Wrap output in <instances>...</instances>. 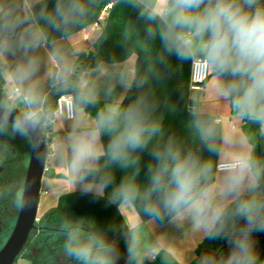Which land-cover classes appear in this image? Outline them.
Returning a JSON list of instances; mask_svg holds the SVG:
<instances>
[{"label": "clouds", "instance_id": "1", "mask_svg": "<svg viewBox=\"0 0 264 264\" xmlns=\"http://www.w3.org/2000/svg\"><path fill=\"white\" fill-rule=\"evenodd\" d=\"M126 3L148 25L147 37L159 40L160 52L143 74L131 61L104 68L111 77L105 96L116 85L148 91L127 105L107 102L93 116L87 109L99 102L100 86L77 69L52 33L71 34L92 14L95 0H0V74L12 85L0 97V166L12 156L5 137L30 138L32 150L47 146L67 162L82 196L106 206L138 205L150 221L187 225L227 245L226 254L208 255L199 264H264L257 240L264 235V144L245 135H219L196 108L190 127L199 147L185 148L174 135L165 139L164 120L155 115L164 102L151 90L170 74V57L195 62L211 74L216 96L228 102L235 118L264 131V0ZM45 47L53 69L49 85L66 94L55 109L46 104L38 76ZM64 117L72 119L71 130L53 142L48 129ZM142 153L149 157L142 166L144 182L133 173L117 183L116 168L139 170ZM8 191L21 201L22 191ZM141 223L128 226L123 237L126 264H145L157 254L156 245L143 243ZM61 231L65 262L119 264L118 247L103 234L84 236L67 224Z\"/></svg>", "mask_w": 264, "mask_h": 264}, {"label": "trees", "instance_id": "2", "mask_svg": "<svg viewBox=\"0 0 264 264\" xmlns=\"http://www.w3.org/2000/svg\"><path fill=\"white\" fill-rule=\"evenodd\" d=\"M113 2L104 21L99 19L103 7ZM51 6V4H50ZM98 23L101 33L94 43V47L78 53L75 66L82 72L89 67L95 66L101 61L119 62L124 61L133 54L136 55V68L143 74L148 72L153 67L156 56L160 52L159 40L149 39L146 35L148 25L140 18L137 12L131 9L126 0H95L92 14L89 15L83 24L72 31H78L82 27ZM70 35V34H69ZM56 39L61 38L60 34L52 33ZM66 37V36H65ZM171 72L166 79L159 83L153 84L152 91L158 100L164 102L163 106L155 113L156 116L162 117L164 120V138L169 135H174L185 148L199 147L198 141L192 133L190 127V111L193 108L199 109L203 118L210 122L221 136L222 124L214 113L203 111L201 107V99L193 98L190 94V77L192 62H181L175 57L169 58ZM211 75V74H210ZM6 83L3 74H0V85ZM148 89L137 90L132 88L127 90L121 104L127 105L133 102L136 97ZM57 91L51 88L46 96V104L56 107ZM105 102H99L87 110L93 116L99 111ZM234 113V112H233ZM243 122L245 135L254 140H258L264 144V131L260 130L256 125L248 121ZM50 140H53L55 131L53 125L49 128ZM103 142L106 145L108 137L104 136ZM48 149V153H49ZM201 155L207 157L209 154L200 148ZM149 162V157L146 153L140 155L139 170L128 168H116L114 178L116 182H120L127 175L135 173L137 180L140 183L144 182V174L142 166ZM101 165L105 163L102 158ZM108 191H111L109 189ZM139 213L142 223L148 220L144 217L138 205H134ZM76 219H81L89 223L92 227L99 230L107 238H112L115 241L123 240L124 235L128 231V223L125 220L120 206H106L103 200L94 202L88 196H82L79 190H74L61 194L56 205L52 206L47 212L36 221V228L31 232L26 244V248L30 250L35 244V249L30 250L31 264H58L57 255L52 258L47 243L42 241L40 230L46 229L49 226H61L67 224L72 227ZM38 232V233H37ZM63 242V232L51 243L50 247L61 248ZM209 240L204 239L197 247V253L206 245ZM157 264H184L178 261L175 256L167 249L163 248L157 256Z\"/></svg>", "mask_w": 264, "mask_h": 264}, {"label": "crops", "instance_id": "3", "mask_svg": "<svg viewBox=\"0 0 264 264\" xmlns=\"http://www.w3.org/2000/svg\"><path fill=\"white\" fill-rule=\"evenodd\" d=\"M94 31H99V35L101 33V29L95 23L84 26L80 30L75 31L66 37L57 39L59 43L63 46V49L65 50L68 57L72 60L74 65L77 60L78 53L94 47V43L99 36L98 35L97 37H95L93 33ZM48 51L49 49L47 47L39 51V55L41 56L42 59V64L38 76L40 78V86L45 94V99L47 94L50 92L52 88L49 85V81L47 79V73L50 70H52L51 66L48 64ZM125 61H131L136 66V55L133 54L126 60L119 61L117 63H124ZM112 63L114 62L101 61L97 65L87 68L86 70L83 71V73L87 74L90 80H92L93 82L97 83L100 86V100H103L105 103L113 102V101L117 103H121L127 91L121 88L119 85H116L115 92L113 93L112 96H105L104 94V88L110 82L111 77H110V73L103 71V69L111 65ZM204 95L206 96L204 99H201L200 97L201 99L200 108L203 111L214 113L217 116V118H220L219 120L221 121V124H223V122H226V128H223L222 125L223 136L239 137L241 135H244L242 131L239 130V128L235 124V120H234L235 113H233V111L231 110L228 102L216 96L214 92V84L212 83V79L210 78L205 86ZM225 102L227 103L228 108L226 107ZM232 124L234 126H232ZM71 126H72V119L67 117L58 118L55 124H53V130L55 131V134L53 136L52 141L55 142L56 140L67 136V134L71 130ZM58 174H62V176L58 177ZM44 181L50 184L52 186V189L57 194L56 197L57 201L53 205H51L48 209H50L52 206L57 204L61 194L71 192L72 190L73 191L79 190L78 185L75 183L74 177L69 172L67 162L65 161L61 163L57 159L54 152L51 153L49 152L47 155L46 170L42 182ZM120 209L129 226L132 225L133 223H138L142 221L134 205H127L123 207L120 206ZM133 209L136 211L137 214L134 213ZM126 211L128 213H125ZM191 231L192 233L190 234V230L185 231L184 228L181 229L180 231L177 232V234H175V236L173 237L174 239L167 242L164 245L165 247H163L169 250L178 261L184 264H196L198 260V253L196 249L198 245L204 240V237L200 233L196 232L195 230H191ZM108 239L111 240L112 238H108ZM257 240L259 241V247L263 255L264 235L257 236Z\"/></svg>", "mask_w": 264, "mask_h": 264}, {"label": "rangeland", "instance_id": "4", "mask_svg": "<svg viewBox=\"0 0 264 264\" xmlns=\"http://www.w3.org/2000/svg\"><path fill=\"white\" fill-rule=\"evenodd\" d=\"M93 33H94L95 37H97L99 35V31H94ZM4 77L6 79L4 91H5L6 95H8L11 88H12V85L9 82L6 74H4ZM212 83L214 84L213 80H212ZM198 95H199V97H201V99H204L206 97L204 95V92H201ZM225 105L227 107V103ZM234 120H235L236 126L245 135V132L243 129V122L240 120H237L236 118ZM222 125H223V128H226V122H223ZM48 131H49V129H48ZM41 189H42V193H41L39 205H38V215H40V216L44 215L45 212L47 211V209L57 201V198H56L57 194L52 189V186L50 184L46 183L45 181L42 182ZM124 211H125V209H124ZM133 211L135 214H137L134 209H133ZM125 213H128V212L126 211ZM72 228L75 231L80 232L84 236H90V235H94L96 233H100L98 229L92 227L89 223H87L81 219H76L72 225ZM184 229H185V231L190 230V234L192 233L191 230H193V229H189L187 225L184 227ZM180 230H181V228H177L176 226H174L172 224H168V223H165L164 225H159L154 221H150L149 219L146 222H144L141 225V229H140L141 239H142L143 243L146 246H153V245L157 246L156 257L153 259H150V260H146L145 264H157L158 263L157 256L159 255V253L161 252L163 247H165L164 245L167 242L173 240L174 239L173 237L175 236V234H177V232ZM60 233H62L61 226H49L48 228L39 231V234H43L42 235L43 236L42 241L47 243L49 250H50L51 257L54 258L57 255L58 264H70V261L65 262L63 257L59 254V252H60L59 247H50V245H52L51 243L60 235ZM104 238L109 243H114L118 247L120 254H121L119 264H122V261L126 264V249H125L124 239L120 240V241H115L112 239L110 240L105 236H104ZM186 239H189V238H186ZM35 244H36V242L33 243L34 249H35ZM1 246L2 245H0V248H1ZM29 255H30V250L25 249L21 253V255L18 257V259L16 260V262L14 264H31V261L28 258Z\"/></svg>", "mask_w": 264, "mask_h": 264}, {"label": "flooded vegetation", "instance_id": "5", "mask_svg": "<svg viewBox=\"0 0 264 264\" xmlns=\"http://www.w3.org/2000/svg\"><path fill=\"white\" fill-rule=\"evenodd\" d=\"M4 87L5 84L3 86L0 85V97L6 96ZM3 142L11 145L12 156L8 158L5 166H0V245L2 246L6 243L15 227L22 202L21 199L17 203L15 196L9 194L8 190L17 193L24 191L26 173L32 151L30 138L5 137ZM25 249H27L26 246ZM33 249V247L30 248L31 251ZM227 251V245L223 241H209L198 253L196 264H199L201 256L204 258L208 255H221L222 253L226 254ZM70 264H74V262L70 261ZM122 264L125 263L122 261Z\"/></svg>", "mask_w": 264, "mask_h": 264}, {"label": "water", "instance_id": "6", "mask_svg": "<svg viewBox=\"0 0 264 264\" xmlns=\"http://www.w3.org/2000/svg\"><path fill=\"white\" fill-rule=\"evenodd\" d=\"M61 95L57 94L55 98ZM47 155V146L40 148L37 152L31 151L20 212L11 235L0 248V264H14L23 252L31 232L36 228L38 205L42 192L41 184L46 170ZM61 176L62 174H58V177ZM201 259H203V256H201Z\"/></svg>", "mask_w": 264, "mask_h": 264}, {"label": "built area", "instance_id": "7", "mask_svg": "<svg viewBox=\"0 0 264 264\" xmlns=\"http://www.w3.org/2000/svg\"><path fill=\"white\" fill-rule=\"evenodd\" d=\"M112 5H113V2H110L103 7L101 15L99 16V19L101 21L105 20V17L107 16ZM95 24L100 28V25L98 23H95ZM209 77H210V73L203 72L197 63L192 62L191 77H190V94H191V97L200 98L198 94L201 92H204V89H205V86L207 84V81L209 80ZM65 100H66V94H62L61 96H59L57 98L55 108H58L59 106L63 105L65 103ZM218 119H220V118H218ZM232 126H234V125L232 124ZM47 135L50 137L49 133H47ZM39 220H40V216L37 217V221H39Z\"/></svg>", "mask_w": 264, "mask_h": 264}]
</instances>
